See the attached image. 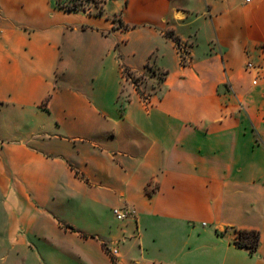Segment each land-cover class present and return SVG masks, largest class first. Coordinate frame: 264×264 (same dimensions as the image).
Here are the masks:
<instances>
[{"label":"crops","instance_id":"1","mask_svg":"<svg viewBox=\"0 0 264 264\" xmlns=\"http://www.w3.org/2000/svg\"><path fill=\"white\" fill-rule=\"evenodd\" d=\"M57 2L0 0L1 264H264V0Z\"/></svg>","mask_w":264,"mask_h":264},{"label":"rangeland","instance_id":"2","mask_svg":"<svg viewBox=\"0 0 264 264\" xmlns=\"http://www.w3.org/2000/svg\"><path fill=\"white\" fill-rule=\"evenodd\" d=\"M60 1L62 3L69 4V5H73L74 3H78L82 7H84V8H80V9H84L86 12L93 13V14H97L98 10L102 7V4L100 2H93L92 0H60ZM178 49H179L181 61L186 62L187 61V53L185 51H183L181 48H178ZM260 49H261V46H260ZM248 62H251V61H247L246 64ZM246 64H245V69H246ZM146 71H148V70H146ZM123 76H124L125 80H127L130 83H133L135 89L137 91L141 92V94L144 91L148 90V88L150 86L153 87V86L157 85L154 81H148L147 77H145L143 74L133 75L127 69H123ZM108 248H110V247L105 246L106 252L110 255ZM11 255L12 254L9 253V250L0 249V264H1V262H2L1 260L3 258H5L7 256H11ZM110 257L113 259L114 256L110 255Z\"/></svg>","mask_w":264,"mask_h":264},{"label":"trees","instance_id":"3","mask_svg":"<svg viewBox=\"0 0 264 264\" xmlns=\"http://www.w3.org/2000/svg\"><path fill=\"white\" fill-rule=\"evenodd\" d=\"M92 1L100 2L102 4V7L98 10L97 14L98 15L103 14V10H104L103 5L105 3V0H92ZM57 4L69 11L84 8L78 3L69 5V4L62 3L60 0H58ZM125 28H127V26H125ZM167 34L169 37L173 39V41L175 42L177 46H180V39L177 36H174L172 32L170 31L167 32ZM124 69L126 68L124 67ZM258 242H259V232L257 230H238V237L235 240V244L237 246L248 249L249 253L252 254L255 252Z\"/></svg>","mask_w":264,"mask_h":264},{"label":"built area","instance_id":"4","mask_svg":"<svg viewBox=\"0 0 264 264\" xmlns=\"http://www.w3.org/2000/svg\"><path fill=\"white\" fill-rule=\"evenodd\" d=\"M261 60L259 63L255 64L253 62H248L246 64V69L251 71L254 70L256 77L253 83H256L259 75L264 74V44L261 46ZM112 213L116 220L123 221L129 216V210L126 207H115L112 209ZM110 255L115 256L118 252L116 246L108 248Z\"/></svg>","mask_w":264,"mask_h":264}]
</instances>
